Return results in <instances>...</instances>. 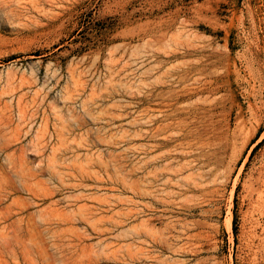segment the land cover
I'll list each match as a JSON object with an SVG mask.
<instances>
[{
	"label": "rangeland",
	"instance_id": "1",
	"mask_svg": "<svg viewBox=\"0 0 264 264\" xmlns=\"http://www.w3.org/2000/svg\"><path fill=\"white\" fill-rule=\"evenodd\" d=\"M0 264H264V0H0Z\"/></svg>",
	"mask_w": 264,
	"mask_h": 264
},
{
	"label": "bare ground",
	"instance_id": "2",
	"mask_svg": "<svg viewBox=\"0 0 264 264\" xmlns=\"http://www.w3.org/2000/svg\"><path fill=\"white\" fill-rule=\"evenodd\" d=\"M155 118H156V117H155ZM46 119H47V118H46ZM147 119H148V118H147ZM152 123H153V122H152ZM45 124H46V123H45ZM45 124H44V125H45ZM39 132H40V131H39ZM47 135H48V134H47ZM177 135H178V134H177ZM41 136H42V135H41ZM42 137H43V136H42ZM61 143H62V142H61ZM59 147H60V145H59ZM59 147H58V148H59ZM56 148H57V147H56ZM53 150H54V149H53ZM41 154H42V153H41ZM53 155H54V154H53ZM154 159H155V158H154ZM154 188H155V187H154ZM146 191H147V189H146ZM4 210H5V209H4ZM30 211H31V210H30ZM32 211H33V210H32ZM5 212H6V211H5ZM7 217H8V216H7ZM5 218H6V217H5ZM5 218H4V219H5ZM83 218H84V217H83ZM28 221H29V220H28ZM34 221H35V220H34ZM37 222H38V221H37ZM10 235H11V234H10Z\"/></svg>",
	"mask_w": 264,
	"mask_h": 264
},
{
	"label": "trees",
	"instance_id": "3",
	"mask_svg": "<svg viewBox=\"0 0 264 264\" xmlns=\"http://www.w3.org/2000/svg\"><path fill=\"white\" fill-rule=\"evenodd\" d=\"M256 150V149H255Z\"/></svg>",
	"mask_w": 264,
	"mask_h": 264
}]
</instances>
